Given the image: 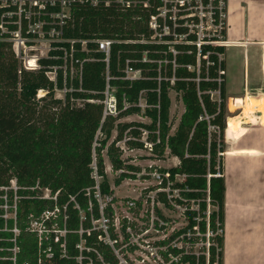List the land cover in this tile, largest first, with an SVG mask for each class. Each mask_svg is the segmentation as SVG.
<instances>
[{
	"label": "trees",
	"instance_id": "obj_1",
	"mask_svg": "<svg viewBox=\"0 0 264 264\" xmlns=\"http://www.w3.org/2000/svg\"><path fill=\"white\" fill-rule=\"evenodd\" d=\"M162 6V0L136 10H123L114 4L75 6L72 19L64 29L65 38L89 42L88 51L82 50L80 42L75 43L74 60L80 64L75 65L77 75L73 78L70 68L64 77V70L60 68L64 54L58 50L39 59L38 70L24 69L12 43L7 41L9 34L0 30V186H9L12 179L18 185L16 191L7 192L6 201L14 208L15 217L4 220L0 211L1 257L16 258V264H102L99 256L112 261V248L100 239L103 231L93 225V221L102 217L96 197L94 161L97 174L103 180L100 194L114 195L107 182L102 155L106 142L95 146L98 132H104L114 119L102 121L100 102L104 99L106 78L110 76L121 115L140 111L137 104L144 93L146 115L152 119L149 125H124L117 141L123 140L124 131L130 128L131 135L140 140V129H146L156 148L168 149L179 159V165L163 171L170 174L173 182L172 199L166 192L158 191L155 200L165 206H171L172 201L181 205L183 201L174 197V191L179 190L187 201L188 220L179 235H184V240L192 246L208 244L200 255L171 246L166 258L169 254L183 253L180 264H224L227 96L225 77L222 76L221 83L218 78L220 69L225 70L220 56L226 53V48L225 44L210 43H203L199 48L198 36L185 26L186 19H179L175 27L169 15L166 19L158 16V8ZM6 10L0 7V21ZM152 16H157V31L150 26ZM215 21L219 22L218 11ZM223 23L220 42L225 43V19ZM165 26L170 30L168 34H164ZM157 32L162 34L161 39L155 36ZM181 35L187 37L180 39ZM96 39L114 41L109 66L104 61L105 54L92 42ZM212 41L219 40L214 37ZM64 46L70 47V44L64 43ZM172 47L177 54L170 51ZM145 55L147 61H144ZM128 61L132 69L141 71V78L126 79ZM55 67L57 76L53 81L47 73ZM56 89H67L66 100L64 103L51 100L59 110L51 116L44 110L46 104L40 106L37 96L43 90L47 92L43 101L48 96L53 98ZM170 89L182 93L185 105L174 134L170 133L169 126ZM214 92H219V101L213 99ZM124 99L133 106L123 110ZM77 100L84 103L78 105ZM211 126L215 129H210ZM138 140L130 139L127 144L142 148L143 143ZM113 166L121 169L123 162L113 158ZM129 170L137 171L133 166ZM178 176L183 181H177ZM127 178L135 179L134 175L123 173L117 184ZM40 189L49 190L50 196L41 195ZM3 204L5 201L0 198V205ZM209 207L216 210L209 211ZM46 212L51 213L47 219L43 217ZM42 219L45 229L40 241L39 232L31 230V223ZM219 230L221 235H217ZM62 232L65 234L61 235ZM208 233L212 235L208 237ZM176 237L173 235L164 244H170ZM0 264L14 262L0 260Z\"/></svg>",
	"mask_w": 264,
	"mask_h": 264
},
{
	"label": "rangeland",
	"instance_id": "obj_2",
	"mask_svg": "<svg viewBox=\"0 0 264 264\" xmlns=\"http://www.w3.org/2000/svg\"><path fill=\"white\" fill-rule=\"evenodd\" d=\"M177 12L174 11L172 14L175 16ZM177 19H180L179 15ZM221 19H224L223 15H221ZM203 25L208 26L206 22ZM204 32L212 33L211 30L208 29ZM29 43V46H33L34 50H29L27 58L38 57V59H42L48 56L51 48V42L48 37L39 36L36 39H30ZM21 50H26V46H21ZM220 59L225 63V57L223 55L220 56ZM25 60L26 56L24 60L19 59V64L24 69ZM242 61L240 57L237 59H230L228 63L227 78L231 93L236 91L241 84L243 76ZM262 70L264 73V55L257 54L252 56L251 73L254 74L256 71L261 73ZM67 71L68 70H64V77L67 76ZM76 75V70L72 68L71 77L73 78ZM134 75L135 74H130L131 77H134ZM47 76L53 81H56V70L54 69L52 72H48ZM136 76L139 77V74H136ZM225 76L226 74L224 77ZM66 92L67 89H56L53 91V98L48 96L43 101V97H45L47 92L41 90L38 93L37 99L40 101V106H44V104L47 105V108L44 110L48 111L51 116H55L59 110L56 105L51 103V100L58 99L62 100L64 103L66 100ZM212 97L214 100H220L219 93H213ZM241 99L242 98H238L237 101L235 99H230V101L226 100V115L229 114L230 109L233 113L237 112V103H239L238 101H241ZM83 103L82 100H77L76 102L78 105ZM138 103L140 104V111L114 118L113 121L108 123L104 132L99 131L97 134L96 147L100 146L101 141L105 140L106 142V148L103 150L102 155L105 161L108 185L110 188L114 189V196L112 197L103 195L98 196L100 207L103 209L101 212L102 217L101 220L93 221V225L98 230L103 231L104 236L102 239L105 243L110 245L113 252L112 261H108L102 256H99V259L102 264H180L178 263L179 257H181L183 253L178 256L169 254L166 258L165 254L169 252L171 246L174 249L185 251V253L193 252L196 255H200L208 244L197 243L192 246L184 240V235H179L180 231L188 225L185 214L186 210L184 208L186 207L185 205L171 202V206H165L155 200L159 183L150 175L152 170L151 166L163 172L178 164L177 162L175 163L173 157L169 155L168 150L162 151V149L156 147L153 152H149L143 147L131 149L127 141L132 139L134 142L138 139L131 135V128L124 131L123 140L117 141L118 133L124 125L135 123L149 125L152 123L151 117L146 115L147 100L144 93L140 95ZM127 105H130L129 107L133 106L130 103ZM184 111L185 105L182 100V93L175 89H170L169 126L171 134H173L179 126ZM258 115L260 116V114ZM255 120L258 122L257 125H259L261 119ZM225 145L227 147V142H225ZM95 156L96 153L94 152V157ZM116 157L123 162L122 167L125 168L126 171L129 170V166H133L137 169V175L134 176L136 179L127 178L123 180L121 184H117L122 174L119 172L120 169H116L113 166V158ZM139 175H141L140 178ZM97 180L100 183L103 181L102 177L99 176H97ZM177 181H183V177L178 176ZM17 189L18 185L15 179L9 181V186H0V198L5 201V204L0 205V211L3 212L2 218L4 220L15 217L14 208L9 204L7 205L6 201L7 192L10 190L16 191ZM177 193V191L174 192L175 195H177ZM40 194L49 197L50 191L47 189H40ZM113 197L114 200L112 201ZM192 206L196 207L194 204H192ZM108 207H110L109 210H107ZM213 210H216V208L209 207V211ZM32 227L38 228L36 225ZM221 234L222 232L219 230L217 235ZM61 235H64V233L62 232ZM173 235H177V237L172 240L170 244H164V241L168 240Z\"/></svg>",
	"mask_w": 264,
	"mask_h": 264
},
{
	"label": "crops",
	"instance_id": "obj_3",
	"mask_svg": "<svg viewBox=\"0 0 264 264\" xmlns=\"http://www.w3.org/2000/svg\"><path fill=\"white\" fill-rule=\"evenodd\" d=\"M225 20L226 100L242 99L226 124L224 264H264V118L254 113L257 125L243 115L251 100L264 99L263 70L251 73V57L264 55V0H227ZM240 57L242 81L231 93L228 63Z\"/></svg>",
	"mask_w": 264,
	"mask_h": 264
},
{
	"label": "built area",
	"instance_id": "obj_4",
	"mask_svg": "<svg viewBox=\"0 0 264 264\" xmlns=\"http://www.w3.org/2000/svg\"><path fill=\"white\" fill-rule=\"evenodd\" d=\"M156 0H0V7L7 9L0 21V30L2 33L9 34V38L7 41L12 43L13 51L15 53L16 58L19 60H24L26 56V60L24 61V66L26 70H38L40 68L38 57L27 58L29 50H34L33 46H29L30 39H36L39 36L48 37L51 42L50 51L58 50L63 52V65L60 67L63 70L75 68L76 64H80L79 60H74V53L76 52L75 43H81L82 50L88 51L87 44L88 40H73L65 38V27L68 25L69 21H71L73 16V8L77 5H89V6H99L100 4H104L109 6L111 4L116 5L120 9L123 10H136L142 6H148L150 3L155 2ZM163 6L158 8L159 15L163 19H166L169 15V19L174 22V26L178 24V15L180 19L185 20V26L189 28L190 33H195L198 36V46L203 43L210 44H225L220 42L222 39V30L224 28L223 20L225 19L226 14L224 10L226 9L227 0H162ZM217 3V5H216ZM211 7V8H210ZM209 8V10H208ZM177 12L175 16L172 12ZM219 12V22L215 21L216 12ZM221 15L224 16V19H221ZM223 18V17H222ZM207 23L208 26L203 25ZM177 23V24H176ZM179 25V24H178ZM177 25V26H178ZM16 27L15 30H11V27ZM150 26L153 30L157 31V16H152ZM211 30L212 33H205V30ZM164 34L169 33V28L165 26L163 29ZM155 36H159L162 38V34L156 33ZM177 38L178 36L174 34ZM187 35H181L180 39H185ZM218 38L219 41H212L213 38ZM97 45V50L103 52L105 54L104 61L109 66L110 63V54L111 47L114 43L113 40L109 39H96L92 40ZM64 43H69L70 47L64 46ZM21 46H26V50H21ZM29 46V47H28ZM170 51L174 54H177L176 50L172 47ZM49 56V54H48ZM47 56V57H48ZM144 61H147V57L145 55ZM175 64V62H173ZM82 64V63H81ZM191 68V67H190ZM55 70L57 67L54 68ZM126 79L135 80L141 78V71L134 70L129 66V61L127 62V67L125 70ZM130 74H135L134 77H131ZM139 74V77L136 76ZM226 74V71L220 69V76L218 78V82H222V76ZM51 79V78H50ZM52 80V79H51ZM111 77L107 76L106 78V89L104 91V99L100 101L103 105V119L105 120L109 118H118L122 110L120 109L119 99L116 94V88H114L110 83ZM127 100L123 101V110L129 108L130 105H127ZM139 104V103H138ZM137 106L139 107L140 104ZM147 108V107H146ZM210 129L214 130L215 127H210ZM141 130V139L138 140L143 143V148L148 150L149 152H153L156 144L149 139V132L146 129ZM94 169V177L97 180V165L94 161L93 163ZM150 175L158 181L159 187L158 191H164L169 194V199H172L171 187L173 182L170 179V174L168 172H160L157 169H154L151 166ZM121 174L126 173L129 175H137L136 171H126L125 168H121L119 170ZM141 175H139L140 178ZM100 177V176H99ZM136 179V177H135ZM96 197L101 196L100 194V182L97 180L96 185ZM177 191V195L174 194L175 198H179L183 201L185 205L187 201L180 196L179 190ZM174 191V192H175ZM113 199V198H112ZM99 201V199H98ZM173 202V201H172ZM187 210V206L184 207ZM198 209L197 207H193ZM103 209H101L102 212ZM210 212H208L209 214ZM51 215L50 212L44 213V218H49ZM101 220V219H100ZM44 219L41 222L35 220L31 223V227L36 225L38 228H33L32 231L39 232V239L42 240V233L45 229ZM15 232H17L15 230ZM64 233V232H63ZM65 234V233H64ZM211 233H208V237L211 236ZM102 240V237H100ZM79 248L82 249V246L79 245ZM14 252H17V249H14ZM0 260H10L16 264V258H4L0 255ZM28 264V263H25ZM91 264V263H90Z\"/></svg>",
	"mask_w": 264,
	"mask_h": 264
},
{
	"label": "bare ground",
	"instance_id": "obj_5",
	"mask_svg": "<svg viewBox=\"0 0 264 264\" xmlns=\"http://www.w3.org/2000/svg\"><path fill=\"white\" fill-rule=\"evenodd\" d=\"M254 113H261V118H264V99L251 100L250 104L246 105L243 115L246 118H250V120H253Z\"/></svg>",
	"mask_w": 264,
	"mask_h": 264
}]
</instances>
